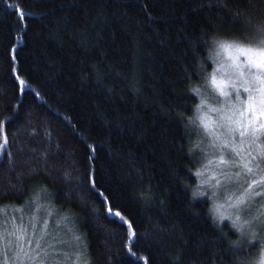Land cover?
Wrapping results in <instances>:
<instances>
[{"label": "trees", "instance_id": "trees-1", "mask_svg": "<svg viewBox=\"0 0 264 264\" xmlns=\"http://www.w3.org/2000/svg\"><path fill=\"white\" fill-rule=\"evenodd\" d=\"M261 26L264 0H0V231L53 264H257L264 225L215 217L195 118L214 42Z\"/></svg>", "mask_w": 264, "mask_h": 264}, {"label": "rangeland", "instance_id": "rangeland-1", "mask_svg": "<svg viewBox=\"0 0 264 264\" xmlns=\"http://www.w3.org/2000/svg\"><path fill=\"white\" fill-rule=\"evenodd\" d=\"M234 44L246 45L239 42H236ZM232 51L233 55H237L234 49ZM216 52L217 46L215 45L214 51L212 53L213 63L209 79L211 81V77L215 73L218 80L229 81V85L226 89L229 92V96L225 97L220 95L219 91L211 84L210 87L212 93L208 90H205L201 92L202 95L199 96L200 98L198 106L196 108L195 120L200 136L198 143L201 146L199 148L203 149L205 152V163L200 169L199 175L200 185L204 193H207L213 198L212 209L215 204L223 205V207L221 208V212L224 213V218L220 219L219 215L214 213L215 217L220 221L226 219L233 223L236 216L243 213L246 202L244 201L243 204L238 206L239 212L237 208L228 206L230 203L235 201V199L231 197L235 195L234 190H232L231 192L230 190H228V188L231 187L228 181H247L245 182L246 188L244 186L241 190L244 197L246 196L245 193L248 194V197L251 194H257L258 187H255V184L259 183L260 181H263L264 183V129H259V131L256 133L258 139L255 140L251 139L250 136L241 138L239 136V133L236 132L233 134L234 143L230 144L228 147H223L219 142L214 141L213 135H210V132L213 130L217 132L223 131V129L215 128V124L218 122V117L221 115V113L210 111V109H222L225 113H227L229 112L230 106L236 102L235 96L237 93L242 100H246L248 96V93L244 92L243 88L240 86L241 80L238 79L239 73L235 70L233 61L229 58L227 53H224L222 50L220 51V54L218 56L216 55ZM244 59L245 58L243 56H240L238 62H242L244 61ZM232 81H234L236 84L235 90L232 88ZM202 100L204 101L203 105H201ZM249 115V113L245 112V117H248ZM202 116L206 117L207 120L213 122L209 129H205L204 125L201 123L200 117ZM244 122L247 123V120H245ZM261 122H264V118H261L254 123L258 125ZM249 131H251V129H249ZM237 152H239V155H237ZM222 157L228 163L221 164L220 160ZM234 161H240V163H234ZM243 161H250L248 167L251 168V172L243 168ZM233 171L236 172L232 173ZM217 180H219V184L217 183ZM242 184L244 185V183ZM233 187L235 186L233 185ZM214 193L215 195H213ZM218 197H222L223 200L217 201L214 199ZM251 197L252 196H250L249 198ZM256 216L260 215L257 213ZM11 219L12 217H10V220ZM242 221L244 220H241L240 222ZM11 222L14 223L13 221ZM252 222L254 224V227H252L251 229H247V225H245L246 230H241L237 227L236 224H233L236 225L237 230L243 235H253V233L257 235L260 232V229L256 227L259 223L254 221L253 219ZM14 228H16L15 224H11L8 226L7 231L5 230L3 233L2 231H0V234L2 233V235L4 236L2 237L0 235V264H12L11 255H9L8 258H5L4 249L5 239H13L11 237H8L7 234L11 233ZM31 240L32 242L30 243L24 240L29 251H31L36 242V238L34 235L32 236ZM44 249L46 250L44 255L47 259L49 257L48 252H51V249ZM260 258L261 255L259 256V259ZM25 264H29L26 258Z\"/></svg>", "mask_w": 264, "mask_h": 264}, {"label": "snow or ice", "instance_id": "snow-or-ice-1", "mask_svg": "<svg viewBox=\"0 0 264 264\" xmlns=\"http://www.w3.org/2000/svg\"><path fill=\"white\" fill-rule=\"evenodd\" d=\"M257 33L258 37L249 45L234 44L223 40L214 42L217 46L216 55L218 56L221 50L227 53L235 65V70L239 73L238 79L241 80L240 86L243 88L244 92L248 93L246 100H242L237 93L235 96L236 102L230 106L229 112L227 113L222 109H210V111L221 113L218 117V122L215 124V128L223 129V131L217 132L213 130L210 132V135H213L214 141L219 142L223 147H228L230 144L234 143L233 134L236 132L239 133L241 138L250 136L251 139L255 140L258 139L256 133L259 129H264V122L258 125L254 123L264 118V26L258 28ZM233 49L237 55H233ZM240 56L245 58L244 61L238 62ZM210 83L219 91L220 95L225 97L229 96V92L226 90L229 81L218 80L214 73ZM231 85L235 90L236 84L234 81L231 82ZM196 92L199 94V90H196ZM203 104L204 101L202 100L201 105ZM245 112L250 115L245 117ZM200 120L205 129H209L213 123L203 116L200 117ZM245 120H247V123L244 122ZM249 129H251V131H249ZM237 155H239V152H237ZM249 162L250 161H243V168L251 172V168L248 167ZM220 163L226 164L228 162L222 157ZM234 163H240V161H234ZM217 183L219 184V180H217ZM213 195H215V193ZM38 198L39 197H37V199ZM243 203L244 196L242 195L236 197L235 201L228 206L237 208L239 212L238 206ZM222 207L223 205L215 204L212 209V212L218 214L220 219L224 218V213L221 212ZM108 212L111 215L120 216L119 212L113 213L111 207L108 208ZM253 220L264 225V213L254 217ZM240 221L241 217L238 214L233 223L241 230H246L245 225H247V229L254 227L253 222L250 220L245 219L242 222ZM262 232H264V228H262ZM25 233L26 229L20 226L14 228L11 233L7 234L8 237L13 239H5V258L11 255L12 264H25V258L29 264H53L51 260L45 258L44 253L46 250L39 241H36L34 247L29 251L24 241ZM253 235L255 234L253 233ZM258 239L264 240V235L260 236ZM261 253H264V249L261 250ZM261 264H264V260L261 261Z\"/></svg>", "mask_w": 264, "mask_h": 264}, {"label": "clouds", "instance_id": "clouds-1", "mask_svg": "<svg viewBox=\"0 0 264 264\" xmlns=\"http://www.w3.org/2000/svg\"><path fill=\"white\" fill-rule=\"evenodd\" d=\"M264 260V253H261V258L260 260L257 262V264H261V261Z\"/></svg>", "mask_w": 264, "mask_h": 264}]
</instances>
